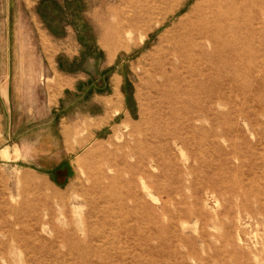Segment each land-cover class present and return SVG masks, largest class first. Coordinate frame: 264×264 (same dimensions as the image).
I'll use <instances>...</instances> for the list:
<instances>
[{"label":"rangeland","instance_id":"374dc122","mask_svg":"<svg viewBox=\"0 0 264 264\" xmlns=\"http://www.w3.org/2000/svg\"><path fill=\"white\" fill-rule=\"evenodd\" d=\"M197 1L0 0V264H264V0L165 86Z\"/></svg>","mask_w":264,"mask_h":264},{"label":"bare ground","instance_id":"6f19581e","mask_svg":"<svg viewBox=\"0 0 264 264\" xmlns=\"http://www.w3.org/2000/svg\"><path fill=\"white\" fill-rule=\"evenodd\" d=\"M185 1L178 0L172 11H177ZM243 2L246 0H200L194 4L185 19L180 21L176 33L167 39L168 44L155 57L163 85L174 82L182 65L190 63L191 67L196 56L202 55L203 39L216 47L225 46L230 30L244 12Z\"/></svg>","mask_w":264,"mask_h":264}]
</instances>
